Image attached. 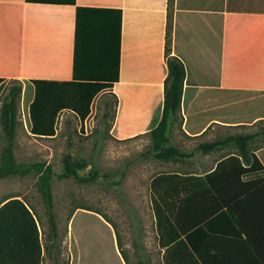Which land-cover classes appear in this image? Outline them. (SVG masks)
<instances>
[{"label": "crops", "instance_id": "1", "mask_svg": "<svg viewBox=\"0 0 264 264\" xmlns=\"http://www.w3.org/2000/svg\"><path fill=\"white\" fill-rule=\"evenodd\" d=\"M168 24L172 56L180 58L187 67L181 110L170 125L169 144L188 156L178 161H185V169L167 174L195 178L194 192L202 193L199 200L203 207L208 195L204 194V181L198 179H205L228 157L238 156L242 160L243 156L233 144L211 151H205L204 145L232 136L254 135L246 155L251 161L254 155L264 167V117L239 123L213 119L201 131H193L186 125L189 114L192 113L193 119L209 107L211 96L220 99L243 91L245 94L241 95L247 97L264 92V0H173L172 3L170 0H0V78L22 83L64 82L75 76L104 81L113 75L119 50V80L110 91L100 93L94 104L114 95L117 104L110 134L119 141L135 140L149 135L155 116L163 108L168 76L165 53ZM199 79L212 82V86L200 84ZM193 103H196L194 111ZM27 121L29 113L25 130L32 139L38 138L31 133ZM198 126L199 122L191 124L194 129ZM259 177L264 179V169H256L241 179L246 182ZM214 182L217 188L226 191L241 186L238 180L232 184ZM187 188L190 194L189 184ZM8 198L21 199L33 213L42 242L41 264H48V257L54 254L47 235L48 219L44 223L39 207L24 195L6 197L0 201V207ZM232 205L243 233L235 236L238 248L233 251L228 247L230 239H223L218 264H256V259L264 264V181ZM13 213L8 211L0 217V264H37L35 246L31 249V243L26 245L21 237L24 230L33 233L32 224L26 218L18 222ZM220 229L235 233L237 230L231 222L220 225ZM207 238L202 235L201 249L211 258L207 253L210 244ZM114 240L116 245L115 235ZM162 251L164 254L165 250ZM116 255L109 257L108 264H114L113 261L126 264L117 246Z\"/></svg>", "mask_w": 264, "mask_h": 264}, {"label": "trees", "instance_id": "2", "mask_svg": "<svg viewBox=\"0 0 264 264\" xmlns=\"http://www.w3.org/2000/svg\"><path fill=\"white\" fill-rule=\"evenodd\" d=\"M173 0H170L172 3ZM171 28L168 24L166 34V57L168 76L165 80L164 104L159 114L153 120V129L149 133L152 141L151 156L161 161H179L188 156L175 146L169 144V129L173 120H176L181 110L184 94V84L187 79V67L177 56H172L171 49ZM222 36V33H219ZM175 50H178L176 47ZM113 75L107 80L97 81L80 79L76 76L71 81H47L32 80L27 83L34 89V97L29 105V123L31 133L38 138H51L57 134V124L59 116L63 111H71L81 122L91 116L95 99L102 92L110 91L119 80V50L116 52ZM197 77L200 75L196 71ZM200 80V79H199ZM19 82V81H15ZM4 79L0 78V90L4 87ZM20 86L10 89L8 95L3 99L0 109V126L6 135V147L4 148L0 160V180L10 177H26L31 174L37 175V188L40 191L43 202L47 209L49 234L51 244L57 238V221L54 212V191L52 180L55 176L60 179L73 178L80 184H87L97 180L99 173L97 170H90L88 175L83 176L80 171L88 167L85 159H75L71 155L63 158V171L57 174L51 164L46 163H19L15 155V138L18 128L17 105L22 93V82ZM200 84L211 85L212 82L200 80ZM224 92L230 93L231 90ZM226 96H211L210 105L198 116L192 119L189 114L186 125L191 130H203L209 121L216 119L222 122L239 123L253 122L259 117H264V92L259 96L243 97V91L233 92ZM262 95V96H261ZM111 96V95H108ZM114 107L117 98L112 95ZM200 99V95L199 98ZM254 103L256 110L251 116L244 111V105ZM196 103H193L191 110L194 111ZM106 103H104L105 109ZM236 107V109H235ZM114 113V109H113ZM192 122H199L198 128L191 127ZM254 135H237L228 137L221 141H215L203 146L205 151L228 144H233L240 148L242 160L238 156H230L218 163L216 169L203 180L204 194L208 195L206 202L201 207L199 198L201 192L196 191L195 178H188L178 174H158L150 184L152 194V204L156 221L158 243L164 249L163 259L166 264H218L220 248L224 246L223 239H230L228 247L230 250L238 248L235 236L243 233L239 217L233 209L232 203L249 193L257 184L264 181L263 178H252L246 182L242 181V176H247L256 171L264 169L263 165L254 155L251 160L247 158L248 146ZM222 173H236L237 177L228 176L219 178ZM238 180L241 186L229 191L216 187L217 183H235ZM188 184L191 193H187ZM8 200V201H7ZM6 203L0 207V217L8 211L14 212L13 218L23 222L26 218L33 227V233L24 230L21 236L27 243L35 246V261L41 264L42 242L40 232L33 213L27 205L19 198H8ZM192 208V209H191ZM231 222L236 227V233L231 230L220 229V225ZM229 225V224H228ZM236 234V235H235ZM206 235L209 248L205 255L201 249V237ZM230 236V237H227ZM232 237V238H231ZM45 249L48 245L45 244ZM32 251V250H31ZM206 253V254H207ZM124 258V256H123ZM125 259V258H124ZM256 264H261L257 259ZM231 262V261H230ZM140 264H152L141 262Z\"/></svg>", "mask_w": 264, "mask_h": 264}, {"label": "rangeland", "instance_id": "3", "mask_svg": "<svg viewBox=\"0 0 264 264\" xmlns=\"http://www.w3.org/2000/svg\"><path fill=\"white\" fill-rule=\"evenodd\" d=\"M18 86L20 83L15 81L4 83L0 90V109L10 89ZM21 86L17 105L18 131L14 141L17 161L51 164L60 174L63 158L69 154L88 162V167L80 171L81 175L86 176L93 169L99 173L96 181L87 184H80L73 178H53L58 236L51 244L54 254L48 257V264H53L52 260L58 264H108L109 257L116 255V246L126 264H164L150 184L158 174L185 169V161H161L151 156L150 134L131 141L113 138L110 134L114 109L111 96L94 104L92 118L86 125L72 113L63 112L55 137L32 139L25 130L24 120L25 117L28 119L34 92L28 83ZM104 103L108 106L106 109ZM255 110L254 103L244 105L249 116ZM6 142L0 126V160ZM37 179V175L31 174L0 180V201L12 195H24L32 205L39 207L44 223H47V209L37 188Z\"/></svg>", "mask_w": 264, "mask_h": 264}, {"label": "built area", "instance_id": "4", "mask_svg": "<svg viewBox=\"0 0 264 264\" xmlns=\"http://www.w3.org/2000/svg\"><path fill=\"white\" fill-rule=\"evenodd\" d=\"M25 120H26V117H25ZM25 120H24V123H25Z\"/></svg>", "mask_w": 264, "mask_h": 264}]
</instances>
